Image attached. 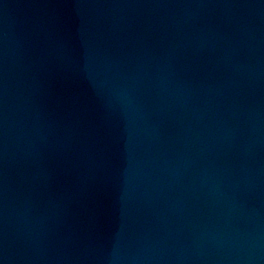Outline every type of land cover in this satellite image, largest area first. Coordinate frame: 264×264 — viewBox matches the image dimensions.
Returning a JSON list of instances; mask_svg holds the SVG:
<instances>
[{"label":"water","instance_id":"obj_1","mask_svg":"<svg viewBox=\"0 0 264 264\" xmlns=\"http://www.w3.org/2000/svg\"><path fill=\"white\" fill-rule=\"evenodd\" d=\"M0 264H264V0H0Z\"/></svg>","mask_w":264,"mask_h":264}]
</instances>
